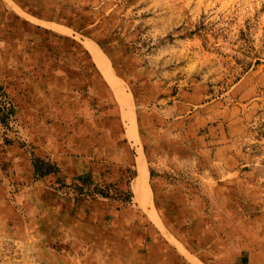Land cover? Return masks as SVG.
Segmentation results:
<instances>
[{"label": "rangeland", "instance_id": "obj_1", "mask_svg": "<svg viewBox=\"0 0 264 264\" xmlns=\"http://www.w3.org/2000/svg\"><path fill=\"white\" fill-rule=\"evenodd\" d=\"M1 1L0 264H264V0ZM57 194L153 234L58 236Z\"/></svg>", "mask_w": 264, "mask_h": 264}, {"label": "crops", "instance_id": "obj_2", "mask_svg": "<svg viewBox=\"0 0 264 264\" xmlns=\"http://www.w3.org/2000/svg\"><path fill=\"white\" fill-rule=\"evenodd\" d=\"M12 1L22 7V10H27L28 14L31 13V16H37L38 19L43 18L39 17L43 15L42 9L31 8L32 10L30 11V8H28V0ZM2 3L0 0V4ZM6 9L10 12H5ZM2 10H4L3 12L6 15L9 13L15 14L11 8H6L4 5H2ZM69 161H71L70 163L74 162L73 158ZM87 177L89 178L87 179L89 183H98L102 181V178H106L105 176L101 177L95 171L88 173ZM44 183H48V181L42 184ZM94 202L98 204L97 210L96 212L89 213L87 211L89 206L82 205L78 207L77 201L74 198H63L58 194L51 197V206H46L47 213L49 212L52 215L49 218V227L58 236L61 233L77 235L75 233L81 232L83 235L82 239L87 237L95 240L99 233L104 235V237L108 235V240H114L118 243L126 242L128 247L134 250H138L140 247L142 242L141 235H144V240H146L147 237L153 234L154 230L151 229L154 226L150 222L142 220L141 215L131 207L119 206L114 200L109 198H103Z\"/></svg>", "mask_w": 264, "mask_h": 264}, {"label": "bare ground", "instance_id": "obj_3", "mask_svg": "<svg viewBox=\"0 0 264 264\" xmlns=\"http://www.w3.org/2000/svg\"><path fill=\"white\" fill-rule=\"evenodd\" d=\"M91 51L98 62L99 66L103 70L104 74L106 75L107 78H111V70L106 66L105 61L102 59L100 56V53L96 50V48L91 47ZM147 179H148V170L145 167V165L142 163L140 165V174L136 178L133 188L134 191L137 195V198L140 200V202L145 205L148 203L151 191L150 188L148 187L147 184ZM154 216V215H153Z\"/></svg>", "mask_w": 264, "mask_h": 264}, {"label": "trees", "instance_id": "obj_4", "mask_svg": "<svg viewBox=\"0 0 264 264\" xmlns=\"http://www.w3.org/2000/svg\"><path fill=\"white\" fill-rule=\"evenodd\" d=\"M13 113L12 108H7L1 105L0 103V121L5 122L8 116ZM36 174L40 173V176H45L47 174H50V169H46L45 171H41V167L35 165Z\"/></svg>", "mask_w": 264, "mask_h": 264}]
</instances>
